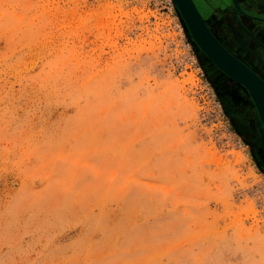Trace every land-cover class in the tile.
I'll return each instance as SVG.
<instances>
[{"label":"rangeland","instance_id":"1","mask_svg":"<svg viewBox=\"0 0 264 264\" xmlns=\"http://www.w3.org/2000/svg\"><path fill=\"white\" fill-rule=\"evenodd\" d=\"M203 56L170 0H0V264H264Z\"/></svg>","mask_w":264,"mask_h":264},{"label":"flooded vegetation","instance_id":"2","mask_svg":"<svg viewBox=\"0 0 264 264\" xmlns=\"http://www.w3.org/2000/svg\"><path fill=\"white\" fill-rule=\"evenodd\" d=\"M216 41L264 82V0H191ZM205 59L206 57L203 56ZM211 83L223 100L224 110L246 141L257 149L255 158L264 171V130L246 91L218 71L209 61ZM212 65V66H211Z\"/></svg>","mask_w":264,"mask_h":264},{"label":"water","instance_id":"3","mask_svg":"<svg viewBox=\"0 0 264 264\" xmlns=\"http://www.w3.org/2000/svg\"><path fill=\"white\" fill-rule=\"evenodd\" d=\"M175 7L188 35L197 49L218 71L239 84L250 98L259 123L264 130V82L230 55L212 36L204 20L200 17L191 0H170ZM232 7L244 14L236 0H231ZM264 23V19L253 18Z\"/></svg>","mask_w":264,"mask_h":264}]
</instances>
